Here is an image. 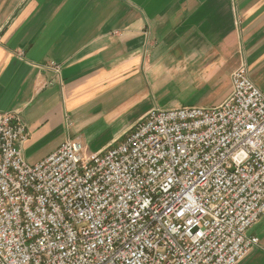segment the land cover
Masks as SVG:
<instances>
[{
  "label": "built area",
  "instance_id": "built-area-1",
  "mask_svg": "<svg viewBox=\"0 0 264 264\" xmlns=\"http://www.w3.org/2000/svg\"><path fill=\"white\" fill-rule=\"evenodd\" d=\"M232 80L217 106L151 109L121 142L71 138L36 164L0 112V264L242 262L264 216V89L244 66Z\"/></svg>",
  "mask_w": 264,
  "mask_h": 264
},
{
  "label": "crops",
  "instance_id": "crops-1",
  "mask_svg": "<svg viewBox=\"0 0 264 264\" xmlns=\"http://www.w3.org/2000/svg\"><path fill=\"white\" fill-rule=\"evenodd\" d=\"M241 66L264 89V0H0V112L25 121L31 164L121 142L151 109L217 106ZM249 234L238 264H264V216Z\"/></svg>",
  "mask_w": 264,
  "mask_h": 264
},
{
  "label": "rangeland",
  "instance_id": "rangeland-1",
  "mask_svg": "<svg viewBox=\"0 0 264 264\" xmlns=\"http://www.w3.org/2000/svg\"><path fill=\"white\" fill-rule=\"evenodd\" d=\"M100 143H102L100 139L95 142L86 143L88 151H91L95 146H99Z\"/></svg>",
  "mask_w": 264,
  "mask_h": 264
}]
</instances>
